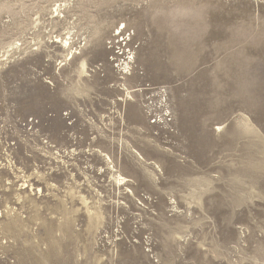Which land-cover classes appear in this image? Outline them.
I'll return each instance as SVG.
<instances>
[{"label": "rangeland", "instance_id": "374dc122", "mask_svg": "<svg viewBox=\"0 0 264 264\" xmlns=\"http://www.w3.org/2000/svg\"><path fill=\"white\" fill-rule=\"evenodd\" d=\"M0 264H264V0H0Z\"/></svg>", "mask_w": 264, "mask_h": 264}, {"label": "bare ground", "instance_id": "6f19581e", "mask_svg": "<svg viewBox=\"0 0 264 264\" xmlns=\"http://www.w3.org/2000/svg\"><path fill=\"white\" fill-rule=\"evenodd\" d=\"M66 42H67V41H66ZM101 154H102V153H101ZM117 176H118V175H117ZM119 176H120V175H119ZM121 177H122V176H121ZM121 177H120V178H121ZM117 178H118V177H117ZM124 178H125V177H124ZM118 179H119V178H118ZM121 180H124V179H121ZM125 181H126V180H125ZM120 183H121V182H120Z\"/></svg>", "mask_w": 264, "mask_h": 264}]
</instances>
